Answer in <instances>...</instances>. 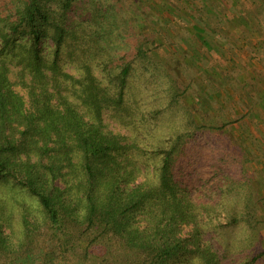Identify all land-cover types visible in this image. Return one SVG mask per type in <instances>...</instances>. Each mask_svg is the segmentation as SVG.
<instances>
[{"label":"trees","instance_id":"obj_1","mask_svg":"<svg viewBox=\"0 0 264 264\" xmlns=\"http://www.w3.org/2000/svg\"><path fill=\"white\" fill-rule=\"evenodd\" d=\"M252 4L0 0V264H38L42 255L47 264H257L264 257V200L245 176L243 148L225 131L231 122L221 118L219 126L208 116L211 91L198 94L177 55L154 53L170 34L157 15L184 19L188 36L173 42L195 38L210 54L204 25H229L224 39L237 44L253 16L260 25L264 2ZM241 42L255 54L262 48ZM253 80L259 99L246 92L239 119L262 128L257 84L264 81ZM151 85L157 105L142 99ZM208 185L220 201L203 195ZM227 233L243 234L244 250L256 242L262 249L241 263L227 244L216 246Z\"/></svg>","mask_w":264,"mask_h":264},{"label":"rangeland","instance_id":"obj_2","mask_svg":"<svg viewBox=\"0 0 264 264\" xmlns=\"http://www.w3.org/2000/svg\"><path fill=\"white\" fill-rule=\"evenodd\" d=\"M248 2L250 4L261 3L264 2V0H248ZM252 5L254 6V4ZM229 6L230 5L226 7ZM126 11H128V9H125V12ZM236 15L239 16L238 13H236ZM257 15L260 18V25L259 22L254 20L255 16H253L250 20L255 24L251 27L245 26V33L241 34V36L239 35L238 39L236 36L233 37V39H237V44L234 41L230 44L224 39L226 33L228 34L229 25L226 27H220L219 24L208 21L209 23L204 25V29L205 34L207 35V40L211 47H213L210 54L202 52L201 42L195 38L194 42H189V39L186 40L183 46H179V44L173 42L174 40L179 41L183 37V34L188 36V33L185 30L187 23L183 22L184 19L183 21L179 20L178 23H171V19L165 18V15H157L160 19L165 20L170 34L168 33L169 36H167V42H160L158 50L154 53L158 59L159 57L160 59H163L164 57L176 58L177 55L178 61L181 63V69L184 67L183 71H185V75L189 82L192 79L194 80L198 94L205 89L208 90L203 92L208 93L209 90L211 91L212 94L209 98L211 109H208V116L214 118L215 123L219 126L222 125L221 118L227 122H231L225 131L230 135L232 142L237 143L243 148L241 149V157L245 159L243 169L245 171V176L252 181V187L258 190L260 198L264 200V127H256L254 123L261 125V121L257 119L250 120L248 119L249 117L246 119L244 118L243 120L239 119L245 112L244 108H247V104L244 102L246 100L248 101V95L246 92H248L251 101L255 102L259 99V95L257 96L254 89L256 86V82L253 80L254 76H260V79H263L264 81V8L261 11H258ZM240 22L241 20L237 18L231 23L232 25L230 24L234 31L236 28L234 25L240 24ZM258 26H261V30L257 29ZM221 34L223 35L221 36ZM242 38H246L249 42L248 45L250 46L258 47L256 42L262 43L260 52L256 51L255 54V50L247 48V44L241 42ZM157 41L159 40L157 39ZM48 42L50 43V41ZM161 44L162 47H160ZM231 53L232 56L234 55L233 59H231ZM202 58L205 59V62H203L204 60ZM208 64H210L211 67ZM204 70H206V73L201 74ZM143 87L145 89L144 85ZM153 88L154 87L151 85L150 90H145V93L143 91L142 99H144L145 102H149L150 100L154 102V100L151 99L154 93ZM257 88L260 90L261 94V91L264 90V82L262 84H257ZM231 90H233L234 93ZM152 105L157 104L154 102ZM260 111L263 113L264 109L260 108ZM107 121L112 130L119 131L127 136L132 134L130 129L120 125L118 122L112 120ZM238 174L237 171V176ZM214 182L215 181H211L209 183L212 184ZM195 183L201 185L200 182L195 181ZM209 186L210 185L202 188L203 195L215 196L217 200L220 201L218 197H221V195L218 196V192L214 191L216 188H210ZM252 187L250 186L249 188ZM260 234V236L264 238V222ZM243 239H245L243 234L240 238L238 234L227 233L225 239L223 241L222 239H219L216 246L219 248V245L227 244V247H224V249L227 252L231 251L234 254L239 253V257H236V259H239L242 263L243 257L245 258L247 255L249 257L257 255L254 250L259 253L262 249L261 243L258 244L256 242L253 246V250H244L249 242L248 240L244 242ZM220 249L224 251L223 248ZM38 264H47L46 257L42 255L39 258ZM257 264H264V257H262Z\"/></svg>","mask_w":264,"mask_h":264},{"label":"crops","instance_id":"obj_3","mask_svg":"<svg viewBox=\"0 0 264 264\" xmlns=\"http://www.w3.org/2000/svg\"><path fill=\"white\" fill-rule=\"evenodd\" d=\"M231 59H233V56L231 57ZM233 92V90H231ZM234 93V92H233ZM242 108V107H241ZM240 109V108H239ZM241 110V109H240Z\"/></svg>","mask_w":264,"mask_h":264}]
</instances>
